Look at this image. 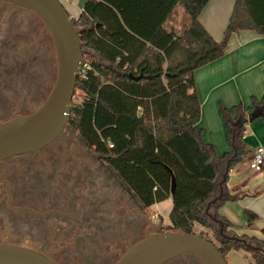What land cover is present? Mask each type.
<instances>
[{
    "label": "trees",
    "instance_id": "1",
    "mask_svg": "<svg viewBox=\"0 0 264 264\" xmlns=\"http://www.w3.org/2000/svg\"><path fill=\"white\" fill-rule=\"evenodd\" d=\"M207 2L86 0L78 18H70L89 69L76 80L73 95L77 100L71 104L66 123L143 213L152 204L171 198L169 224L163 226L160 217L153 218L161 233H194V224L215 231L219 225L204 213L206 204L218 194L224 168L242 161L246 151L241 140L245 120L240 104L232 108L235 116L231 109L220 107L229 152L217 155L213 145L202 139L197 126L200 103L194 71L221 57L232 33L254 30L264 34V0H235L220 41L214 40L198 20ZM178 7L183 19L171 27L168 21ZM162 99H166L163 114L158 109ZM249 110L252 117L264 118V96L261 102L254 100ZM147 139L152 140L150 148ZM158 148L170 153L184 173L208 183V195L186 199L177 190L171 169L154 155ZM240 194L223 193L209 206L208 213L222 222L225 234L236 236L218 208L227 200H237ZM260 232L264 237V225ZM239 237L264 249V239ZM217 239L220 245L215 246L223 257L232 247L243 248L255 264H264L263 252L246 249L220 235Z\"/></svg>",
    "mask_w": 264,
    "mask_h": 264
},
{
    "label": "flooded vegetation",
    "instance_id": "2",
    "mask_svg": "<svg viewBox=\"0 0 264 264\" xmlns=\"http://www.w3.org/2000/svg\"><path fill=\"white\" fill-rule=\"evenodd\" d=\"M29 12L0 0V122L32 113L53 85L46 30L31 23ZM10 111L16 115L10 118ZM61 133L41 149L0 161V242L61 264H114L146 232L155 233L156 223L70 125L65 123ZM128 223L133 227L129 239ZM84 252L95 256L93 263L90 255L79 256ZM180 256L163 264H195Z\"/></svg>",
    "mask_w": 264,
    "mask_h": 264
},
{
    "label": "crops",
    "instance_id": "3",
    "mask_svg": "<svg viewBox=\"0 0 264 264\" xmlns=\"http://www.w3.org/2000/svg\"><path fill=\"white\" fill-rule=\"evenodd\" d=\"M58 1L70 18L77 19L86 0ZM234 3L235 0H208L201 10L198 20L214 40L220 41L223 38ZM174 17L175 15L172 14L168 21L171 27L176 26ZM194 85L200 103L197 126L201 129L202 139L213 145L217 155H223L231 150L226 138L220 107L231 109L232 116H235L232 110L234 106L240 104L243 109L241 118L245 122L241 140L246 146L245 155L242 161L228 169L224 168L219 192L212 199L216 198L220 191L222 194H241L237 201L222 203L218 213L230 222H240L244 219V209L256 216L263 215L264 171H250L246 161L257 146L264 147V118L258 115L252 117L249 110L254 100L261 102L264 96V34L254 30L232 33L224 54L194 71ZM165 106L166 99L160 100L158 109L161 114L165 112ZM151 145L152 140L147 139V146L150 148ZM154 155L171 169L177 190L186 199L208 195L211 186L208 183L198 182L184 173L170 153L158 148L155 149ZM171 207V198H167L152 204L148 210L153 217H160L163 223L167 220L168 225ZM229 229L235 231L233 227ZM244 229L240 234L245 232Z\"/></svg>",
    "mask_w": 264,
    "mask_h": 264
},
{
    "label": "water",
    "instance_id": "4",
    "mask_svg": "<svg viewBox=\"0 0 264 264\" xmlns=\"http://www.w3.org/2000/svg\"><path fill=\"white\" fill-rule=\"evenodd\" d=\"M33 12L50 34L56 57V75L52 88L36 110L0 122V161L21 153L32 152L62 136V129L71 109V101L77 80V71L83 60L78 31L58 0H3ZM228 169V168H227ZM174 182L172 184V190ZM216 222L218 234L224 240L242 244L246 249H264L239 236L223 232V224L208 213ZM183 254L196 255L202 264H227L218 248L207 238L195 233H148L131 245L114 264H163ZM0 264H61L33 249L0 242Z\"/></svg>",
    "mask_w": 264,
    "mask_h": 264
},
{
    "label": "rangeland",
    "instance_id": "5",
    "mask_svg": "<svg viewBox=\"0 0 264 264\" xmlns=\"http://www.w3.org/2000/svg\"><path fill=\"white\" fill-rule=\"evenodd\" d=\"M29 14L31 16V23H33L34 25L40 24L41 27L44 28V24L42 23V21L33 12L30 11ZM174 15H175V17L173 18V21H175V23H181V19H183L182 18L181 7H178L175 10ZM177 16H179V17H177ZM46 37H47V44H48V46L46 47V61H47V63H49L52 60H54L53 68L50 69L49 66L47 67V70L49 72H51V70L53 69V78H52V80H53L52 83H53L54 79H55V75H56L57 65H56V57H55V52H54V48H53V44H52V39H51L50 34L48 33L47 30H46ZM16 80L17 79H15V83H16ZM19 87H22V86L20 85ZM76 93H77V91H75V94ZM14 115H16V114L13 111L8 114V116L10 118L13 117ZM205 184H207V183H205ZM227 201L234 202L235 200L234 201L227 200ZM244 210H246V209H244ZM147 214H149V213H147ZM244 216H245L244 219L241 218L242 220L240 222H230L227 219L232 224L231 227H233L234 230L236 231V232L234 231V234L236 236L246 235V236H249V237H251V236L256 237L257 239H264L262 233L260 232V228L264 225V214L261 215V216H256L254 218H250L244 212ZM167 223H168L167 220L165 221V223H163V220H162V225L163 226H167ZM145 226H146V223L142 221V224H140V227H142V231L145 228ZM154 226H157V227H153L154 231H158L159 232L160 231L159 225L156 224ZM131 228H133L132 224L128 223V225H127V234H128L127 237H128V239L133 235V232H132ZM243 229H244L245 232L240 234ZM193 232L196 233V234L203 235L204 237L209 239L217 247L220 245V243H219V241L217 239V235L219 236V234H216V233H218V227H216V230L214 231L211 228L203 227V226L194 224L193 225ZM159 233H161V232H159ZM137 239H139V238H137ZM129 242H130V244L133 243V241H131V240ZM68 244H64L63 246L67 247ZM86 253L87 252L80 253L79 256H85L84 258H91L92 257L91 260H92V263H93V258H95V256H93V255H91L89 253H87L88 254L87 255ZM182 257H184L187 261L194 262L195 264H201L199 259L193 254H184V255L180 256L179 259L182 258ZM224 258H225L227 264H255L254 261H253V258L251 256V253L249 251H246L243 248H233V247L230 248L229 250H227L224 253Z\"/></svg>",
    "mask_w": 264,
    "mask_h": 264
},
{
    "label": "built area",
    "instance_id": "6",
    "mask_svg": "<svg viewBox=\"0 0 264 264\" xmlns=\"http://www.w3.org/2000/svg\"><path fill=\"white\" fill-rule=\"evenodd\" d=\"M88 69H89V64L82 60L77 71V78L84 77ZM76 100L77 99L75 95H73L71 104L76 102ZM246 164H247V168L252 172L264 171V147L257 146L251 153L250 157L247 159ZM153 218H156V216H154Z\"/></svg>",
    "mask_w": 264,
    "mask_h": 264
}]
</instances>
